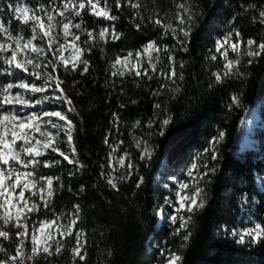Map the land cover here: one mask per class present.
Returning a JSON list of instances; mask_svg holds the SVG:
<instances>
[{"label":"trees","instance_id":"trees-1","mask_svg":"<svg viewBox=\"0 0 264 264\" xmlns=\"http://www.w3.org/2000/svg\"><path fill=\"white\" fill-rule=\"evenodd\" d=\"M16 2L32 7L41 3L62 6V0H0L5 25L14 30L23 28L26 34V26L19 24L7 7L8 3ZM121 2V9L113 6L111 10L118 17L116 21L96 18L89 12L73 19L77 23L83 20L84 26L97 30L102 26L111 30L114 24L116 32L122 33L120 39L109 37L107 44L100 42L84 54L83 59L90 64L87 73H83L82 66L73 72L58 67L53 73L63 81L61 87L72 100L75 111L67 112L69 106L54 99L60 94L59 89L48 88L46 93H38L41 99L45 94L53 97L44 101V105L66 112L75 124L72 143L61 133L59 147L72 158L74 145V157L84 167L68 164L49 150L47 159H58L61 163L52 168L41 166L37 174L58 176L60 180L54 181L51 210L34 214L33 220L52 219L54 213L67 216L74 205H80L81 220L77 228H83L86 233L87 258L85 262L77 258L75 264H162V250L177 252L182 257L181 264H264V242L252 243L247 236L243 242L239 239L247 228L264 220V54L254 58L242 55L239 65L242 75L225 77L222 83H216L212 75L217 71L222 73L224 63L215 52L214 42L228 31L235 28L241 32L244 52L248 38L257 43L264 41V24L258 17L264 0H140L143 5L140 17H134L136 10L125 0ZM179 3L190 6L195 16L186 52L180 49L175 37L163 36V29L149 19L163 18L175 26ZM137 23L141 24L139 30L135 27ZM76 32L81 41L86 39V34L78 29ZM149 40L168 45L175 55L176 84L159 74L160 65L151 80L128 74L112 76L114 70H119L112 67L116 56L123 57L132 51L135 59V51ZM214 54L216 61L211 60ZM161 55L167 65V55ZM229 57L235 59L236 54L229 50ZM249 59L253 60L251 64ZM179 73L183 74V80L179 79ZM9 80L0 71V89ZM160 84L170 87L161 89ZM177 85L179 91L172 92L171 88ZM156 90L159 95H153ZM234 95L239 96V103H233ZM156 103L161 104L160 109L154 107ZM253 105H258L262 126L253 129V146L236 152L241 120ZM114 113L119 120L114 119ZM167 116L172 117V122L162 127L160 122ZM136 121L140 122L138 126ZM221 131L223 139L213 145L212 138ZM137 140L142 142L140 148L136 147ZM110 145H119L117 157L128 152L135 166L132 176L119 183V191L109 188L101 177L102 171H111ZM145 146L152 155L141 160ZM206 148L208 152L204 151ZM112 163L119 169L115 161ZM192 163L197 165L194 176L207 172L198 184L204 189L206 203L192 214L187 231L175 234L179 223L173 225L164 216L160 218L156 210L160 206L168 207L166 200L171 194L165 185L173 182L166 175L180 171L181 175ZM141 177L143 183L137 188ZM187 232L191 235L184 242L182 235ZM182 243L186 246L181 247ZM0 244L9 252L14 249L12 241L0 238ZM72 245L74 239L69 247ZM0 258H4L3 253ZM50 260L51 264H73L70 251ZM39 264L45 262L41 260Z\"/></svg>","mask_w":264,"mask_h":264},{"label":"snow or ice","instance_id":"snow-or-ice-1","mask_svg":"<svg viewBox=\"0 0 264 264\" xmlns=\"http://www.w3.org/2000/svg\"><path fill=\"white\" fill-rule=\"evenodd\" d=\"M125 3L135 9L134 17H140V9L143 7L140 0H125ZM102 4V6H101ZM113 6L116 9L122 8L121 0H62V6H51L39 4L38 7L29 6L27 3L21 7L19 2L8 3L7 7L14 13L15 20L27 28V34L23 28L12 29L0 21V59L9 68L18 69L23 73L36 79L43 80V84L20 79L18 84L5 83L0 89V107L2 106H21L31 107L33 104H41L44 101L53 99L44 95L43 99L26 98L23 93H46L48 88L59 89L60 94L54 99L69 107L67 112H74L72 100L61 87L63 81L58 75H54L58 67H63L65 72L79 71L81 66L83 73L89 71V61L83 59L86 52H91L92 48L98 46L100 42L107 44L109 37L112 40L120 39L122 33L115 30V25L102 26L89 29L84 26L83 20L73 23L75 17H81L83 12H89L96 18H103L106 21H116L118 17L113 15L111 10ZM250 7L255 8L256 5ZM179 11L176 12L174 19L178 23L174 26L170 22H165L163 18H153L152 23L163 29V36L171 34L176 38L182 51H188L192 33V24L195 16L190 6L185 3L177 5ZM68 13V15H66ZM58 17L60 19H58ZM259 22L264 24V5L260 6L258 11ZM256 19V17H253ZM137 30L141 24H135ZM73 29H78L86 34V39L81 41V36ZM233 37L236 39L234 40ZM241 32L238 29L228 31L222 38L215 40V52L223 58V71L214 72L212 75L216 83H222L225 77L233 75H242L239 71L240 57L247 55L250 58L259 57L264 54V41L257 43L256 40L248 38L246 40L247 51H242ZM255 46V47H253ZM229 50L236 54V58L229 57ZM69 51V56L64 53ZM9 53L8 55H4ZM167 55L168 64L164 65L162 55ZM51 54V56H49ZM147 66H145L144 58ZM211 60L216 61L217 56H211ZM252 59L248 60L251 64ZM120 65L119 70H114L112 76L134 75L135 77H147L151 80L157 74L158 65H160L159 74L165 79L176 84L175 55L170 51L168 45H161L156 40H149L141 46V49L133 52L129 51L126 56H116L112 61L113 69ZM29 66H31V71ZM181 68L183 63L179 65ZM5 68L4 71L9 75L13 73ZM43 68L45 71H38ZM51 69V71H48ZM151 73V74H150ZM179 79L183 80V74L179 73ZM167 84H160L161 89L169 88ZM211 87V84L209 85ZM13 88L23 90L12 91ZM123 91V89H121ZM172 92H178L179 86L171 88ZM159 91L153 92V95H159ZM233 103H239V96H232ZM123 107V105H121ZM156 109L161 108L160 103L154 105ZM115 120H119L117 114H113ZM48 119H45V118ZM52 118H56L54 121ZM63 121L64 123H58ZM172 122V117L167 116L160 123L162 127L168 126ZM138 126L139 121L135 122ZM151 123V122H150ZM76 126L64 111L54 110L38 113L31 111L27 115H21L19 110L0 111V238L12 241L14 249L9 252L6 247L0 244V253L4 258H0V264H39L41 260L45 264H51L50 258L60 257L65 251H70L71 260L75 264L77 258L80 262H85L87 258L86 233L83 228H77L81 217L79 215L80 205H74L73 211L67 216L64 213L53 214L52 219L45 217L41 220H33V215L42 210L47 212L51 210L52 198L55 194L54 181H59L60 177L51 175H38L37 169L41 166L52 168L61 163L58 159L49 160L47 155L51 153L58 154L63 161L68 164H80L75 159V146L71 148L72 158L59 147L60 136L63 133L69 144L73 141V135ZM39 134L40 138H37ZM163 135V132L160 133ZM224 132H220L218 137L212 138L213 145L220 139H223ZM105 143H109L105 139ZM141 141H136V147H141ZM112 152L109 167L111 171L101 172V177L106 180L109 188L119 191V183L129 179L133 174L134 165L131 163L129 153L123 152L118 157L115 155L119 145H110ZM214 150V149H213ZM208 152L209 149H204ZM151 150L145 146L140 155L141 160L151 158ZM215 159V155L212 157ZM115 161L119 169L112 163ZM127 161V163H126ZM80 167H84L80 164ZM197 169L196 163H192L187 175L191 181H179L178 189L175 192V209L169 215L170 222L179 226L175 229V234H181L187 231L193 215L197 210L203 209L206 203L204 189L199 187V181L207 175V172L201 173L199 177L193 175ZM120 171V175H116ZM210 171H215L211 169ZM72 173H69L71 175ZM143 183V178H139L136 187L139 188ZM63 187V184H60ZM167 187V186H165ZM83 190V187L81 188ZM28 193L29 195H26ZM166 203L170 201L166 200ZM164 213L163 206L156 210V215ZM66 221V222H65ZM191 233L182 235V241L187 242ZM245 236L251 238L252 243L264 242V220L255 222L253 226L247 228L240 235L241 242ZM74 239V245L69 247L71 240ZM30 246V247H29ZM186 246L181 244V247ZM108 255H111L109 252ZM164 256L162 264H181L182 257L175 251H161Z\"/></svg>","mask_w":264,"mask_h":264},{"label":"rangeland","instance_id":"rangeland-1","mask_svg":"<svg viewBox=\"0 0 264 264\" xmlns=\"http://www.w3.org/2000/svg\"><path fill=\"white\" fill-rule=\"evenodd\" d=\"M21 4V7L24 6V2H19ZM1 8V7H0ZM11 10V9H10ZM12 11V10H11ZM14 14V13H13ZM58 19H60L58 17ZM0 21H3V18L1 17V14H0ZM73 23H77L75 20H73ZM74 32H76V29H73ZM77 33V32H76ZM5 55V54H4ZM65 57L69 56V51H66L64 53ZM120 65H117V68L120 69ZM5 68H9L8 65H5L3 63V60L0 59V71L3 73V74H6L7 76H9L10 80L7 82V83H12V84H18L20 79H24L26 81H31V82H34V83H37L38 85L40 84H43V80H41V82H38L36 78L34 77H31L29 76L28 74L26 73H22V72H17L14 68H9V71L12 72L13 74L12 75H9L7 72L4 71ZM29 68L31 69V66H29ZM32 70V69H31ZM38 70V69H37ZM39 71V70H38ZM14 93L16 91H21L23 92V90L19 89V88H13L12 90ZM25 95L26 98H30V99H41L40 96L38 95V93H23ZM19 110L20 111V114L21 115H27L28 113H30L31 111H36L38 113H43V112H46V111H54V110H60L59 108H55V107H52V109H48L44 103L42 102L41 104H33L31 107H24L22 108L21 110V106L19 105H15V106H2L0 107V111H3V110ZM245 114L248 116L246 117L247 119L251 118V122L248 121V120H244V117H245ZM242 120H241V123H240V132H239V135H238V138H237V141H236V144H235V151L238 152V151H241L245 148H249V147H252L253 146V143L255 142V138L253 137L252 133H253V129L254 127H257V126H262V123H261V120H260V117H259V114H258V105H253V106H250L246 112H245ZM45 119H48L47 117ZM54 121H56V118H52ZM58 123H64L63 121H57ZM37 135V138H40L39 137V134H36ZM189 168L186 169L185 171H183V174L179 175V173H181V171L178 173V174H167L166 175V179L170 180L171 182H173V184L169 185V184H166L165 186H167L166 188L169 190L171 196L169 198L168 201H170V203H167L168 204V207L167 208H164V213L162 215H160L159 217L161 218L162 216H164V218H166L168 221H170L169 219V215L174 212V209H175V192L176 190L178 189V182L179 181H191V177H189L187 175V172H188ZM195 173L193 172V175ZM26 195H29L28 193H26ZM41 219H44V218H40L38 220H41ZM37 220V221H38ZM66 222V221H65ZM179 223V221L177 222Z\"/></svg>","mask_w":264,"mask_h":264},{"label":"bare ground","instance_id":"bare-ground-1","mask_svg":"<svg viewBox=\"0 0 264 264\" xmlns=\"http://www.w3.org/2000/svg\"><path fill=\"white\" fill-rule=\"evenodd\" d=\"M247 116H248V114H247V115L245 114L244 120H248V121L251 122V121H252L251 118H250V120H249V118H248V119L246 118Z\"/></svg>","mask_w":264,"mask_h":264}]
</instances>
